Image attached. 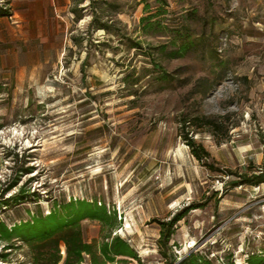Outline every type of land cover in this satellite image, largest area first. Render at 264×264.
Wrapping results in <instances>:
<instances>
[{
  "label": "rangeland",
  "instance_id": "1",
  "mask_svg": "<svg viewBox=\"0 0 264 264\" xmlns=\"http://www.w3.org/2000/svg\"><path fill=\"white\" fill-rule=\"evenodd\" d=\"M164 1L119 16L140 50L98 32L82 72L89 45L71 39L87 37L89 17L74 23L69 0H0L12 15L0 18V191L25 163L32 172L5 197L23 184L37 194L1 218L11 226L54 202L97 201L119 223L82 221L86 241L117 235L139 256L126 263L165 264L150 221L191 206L170 242L172 264L190 251L247 264L264 253V184L231 188L225 172L264 167V0ZM146 4L151 29L140 22ZM186 33L196 46L171 58ZM150 59L174 80L158 81ZM196 117L218 127L181 126ZM186 138L219 171L198 161ZM14 154L25 162L13 164ZM15 246L8 263L32 264L31 248Z\"/></svg>",
  "mask_w": 264,
  "mask_h": 264
},
{
  "label": "trees",
  "instance_id": "2",
  "mask_svg": "<svg viewBox=\"0 0 264 264\" xmlns=\"http://www.w3.org/2000/svg\"><path fill=\"white\" fill-rule=\"evenodd\" d=\"M69 1L72 3L70 14L73 16L74 23L83 21L85 17L90 18L87 23V37H72L71 39L76 46H80L84 40L89 45V49L85 51V57L81 63L82 72L89 65L92 53L91 41L93 36L98 32L114 38L120 45L126 43L130 50L141 49V43L129 37L126 26L119 20V16L127 14L128 9L136 10L143 4V0ZM157 1L161 2L162 5H166L164 0ZM143 10L148 15L140 20L141 24L144 25L145 29L154 28L157 23H151L150 21L156 16L149 13V6L147 4ZM11 16L9 9L0 5V18H10ZM179 37L181 45L172 51L171 58L181 57L196 46L195 41L191 40L189 34H180ZM150 64L153 65V72L158 73V81L169 83L174 80L154 59H150ZM135 82H138V79ZM197 121H205V123L214 128L218 127L216 122L206 117H196L195 120H184L181 126H186L188 122V125L195 124ZM186 141L192 148V154L198 161L202 162L210 171H219L213 164L208 162L211 156L205 148L198 146V149H196L195 142L192 139L186 138ZM24 158L25 156L20 155L19 157L18 154H14L13 164L25 162ZM247 168L251 169L252 172H249L247 169L243 171L228 170L225 172L227 176L234 177L230 180L229 187L235 188L242 185L258 186L264 184V167L254 170L256 167L249 164ZM31 172L32 167L25 166V163H23L11 182L0 191V242L2 243L0 264H10L7 260V250L14 249L17 242H22L31 248L32 264H59L61 261L62 264H82L84 262L88 264H104L106 262H115L117 257L139 260L137 252L120 236L108 234L99 242L97 240L89 242L84 239L81 223L86 219L98 221L109 228H113L119 223L117 222L115 210L109 212L105 204L98 203L97 201L69 199L60 203L54 202L48 214L44 215L42 212H38L30 220H22L19 223L8 226L1 218V215L7 209L37 196L35 192L30 191L27 185L23 184L18 188L17 192L5 197L8 191L19 184L21 175ZM194 208L189 206L173 214L168 219L153 218L150 221V223H157L159 226V237L157 239L158 253L165 260V264L174 263L171 260L170 242L175 233L177 223L184 219L188 212ZM61 245L65 247L64 254L60 252ZM122 261L126 263L127 259ZM246 263L264 264V253H252L248 255ZM177 264L215 263L199 252L190 251Z\"/></svg>",
  "mask_w": 264,
  "mask_h": 264
},
{
  "label": "crops",
  "instance_id": "3",
  "mask_svg": "<svg viewBox=\"0 0 264 264\" xmlns=\"http://www.w3.org/2000/svg\"><path fill=\"white\" fill-rule=\"evenodd\" d=\"M116 259H121L120 261L127 259V260H134V259H130V258H124V257H117ZM106 263H112L115 264V262H106ZM82 264H86V263H82ZM88 264V263H87ZM124 264H129V263H124Z\"/></svg>",
  "mask_w": 264,
  "mask_h": 264
},
{
  "label": "built area",
  "instance_id": "4",
  "mask_svg": "<svg viewBox=\"0 0 264 264\" xmlns=\"http://www.w3.org/2000/svg\"><path fill=\"white\" fill-rule=\"evenodd\" d=\"M62 254H64V252H61Z\"/></svg>",
  "mask_w": 264,
  "mask_h": 264
}]
</instances>
